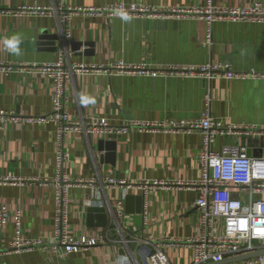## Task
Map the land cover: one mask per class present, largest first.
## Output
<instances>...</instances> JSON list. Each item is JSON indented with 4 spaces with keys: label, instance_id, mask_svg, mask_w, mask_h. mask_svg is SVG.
<instances>
[{
    "label": "crops",
    "instance_id": "obj_1",
    "mask_svg": "<svg viewBox=\"0 0 264 264\" xmlns=\"http://www.w3.org/2000/svg\"><path fill=\"white\" fill-rule=\"evenodd\" d=\"M219 8L264 7V0H213ZM61 0H0V8L22 6L59 7ZM137 5L157 10L149 16L111 14L106 9ZM206 0H65L67 8L80 10L70 16L68 32L58 16L23 14L0 16V111L21 117H44L53 110L54 89L34 66L59 62L109 69L123 63L150 71L172 66L223 64L234 72L264 74V23L224 22L212 24L196 16H177L173 9L206 6ZM20 37L21 54L12 55L6 40ZM58 36L56 46L42 43L43 36ZM54 48H57L56 50ZM210 96V115L221 123L214 151L226 146L247 148L248 156L264 159V135L240 131L242 126L264 127V79L206 82L200 78L161 76L139 72L94 73L75 77L69 85L67 109L73 121L106 119L115 126L168 124L198 120ZM113 141L115 150L100 149L101 141ZM203 137L198 132L138 131L115 138L70 133L64 141V174L74 184L68 191L69 236L94 237L108 231L110 241L87 251L55 255L49 249L54 237L57 176V127L26 122L0 123V208L21 212L25 240H42L44 247L12 249L16 224L11 219L0 228V264H150L156 245L166 253L168 264H194V247L186 241L200 236L196 201L198 192L189 188H152L147 197L140 191L128 196L143 199L118 213L123 191L103 189L100 180L112 177L139 185L145 182H199V153ZM14 183H4L5 180ZM20 181H22L20 183ZM244 204L264 200V193L233 189ZM127 196V197H128ZM111 204L105 227L89 223L88 209ZM223 222L219 220L218 227ZM121 231L122 235L118 232ZM114 232V233H113ZM122 238L131 240L129 245ZM172 242H174L172 244ZM239 264H264L253 259Z\"/></svg>",
    "mask_w": 264,
    "mask_h": 264
},
{
    "label": "built area",
    "instance_id": "obj_2",
    "mask_svg": "<svg viewBox=\"0 0 264 264\" xmlns=\"http://www.w3.org/2000/svg\"><path fill=\"white\" fill-rule=\"evenodd\" d=\"M204 7L193 9H173L170 11L177 16H196L203 18L208 23L207 40L212 39V24L224 22H249L264 23V7L255 4L250 8H219L213 0H206ZM80 10L67 8L65 0H61L59 7L22 6L15 10L0 8V16H18L33 14L42 16H58L68 32V24L72 13ZM111 14L121 16L144 17L157 13V10L137 5H118L106 9ZM37 72L49 78L54 89L53 110L44 117H21L14 113L0 111V123L26 122L39 124H54L57 127L58 149L56 153L57 176L53 184L56 186L54 237L49 249L55 255L63 252L66 255L87 251L102 243L110 241L111 232L98 234L94 237L71 238L69 236V208L68 191L74 184H93L96 180L71 181L64 174L66 153L64 141L68 134L75 133L85 138H115L126 135L132 129L138 131L163 129L167 132H198L202 135V148L199 161L202 168V178L199 182H145L134 185L124 180L107 177L100 180L103 189L119 187L123 191L120 202L119 215L123 216L122 203L131 191L138 190L145 197L152 188H170L173 186L195 190L199 197L196 201L198 225L200 236L195 240L186 241L194 247V264H218L225 259L234 258L244 254L264 249V200L251 201L248 205L235 198L233 189L247 190L264 193V159H254L248 156L247 148L240 145L226 146L222 153L214 151V145L220 135L225 134L221 123L210 115V96H207L206 108L202 116L194 121L171 122L168 124H144L134 122L130 125L115 126L106 119L92 120L90 122L73 121L68 112L69 85L75 77L94 73H134L139 72L153 78L161 76H178L182 78H200L206 82L214 79L227 80H260L264 74L256 72H234L229 66L223 64H205L200 66H172L166 70L150 71L141 66H129L123 63L104 69L97 66L66 63L63 59L59 62L34 66ZM240 131L252 135H264V127L242 126ZM2 180H0L1 182ZM14 183L15 180L7 179L4 183ZM22 181H20L21 183ZM14 219L16 224V239L12 249H33L44 247L42 240H25L21 233V212L12 213L7 208H0V228ZM221 220L223 226L218 227ZM121 235V231H118ZM114 233V232H113ZM121 242L129 245L132 241L122 238ZM174 242H172L173 244ZM264 260V257L258 258ZM150 264H168L166 253L156 245L155 251L150 255ZM127 264H132L130 261Z\"/></svg>",
    "mask_w": 264,
    "mask_h": 264
},
{
    "label": "water",
    "instance_id": "obj_3",
    "mask_svg": "<svg viewBox=\"0 0 264 264\" xmlns=\"http://www.w3.org/2000/svg\"><path fill=\"white\" fill-rule=\"evenodd\" d=\"M59 40L58 36L56 35H52V36H43L42 38V43L45 45L46 43H48L51 46H56L57 41ZM55 50L57 48H54ZM102 146H104V149L106 150H115L116 147V143L113 141H101L100 142V149H102ZM134 199H137L139 202V207L137 209V211L135 212L136 214V220H139L142 213H143V199L141 196L138 197H133V196H128L126 198V205L127 207H130L132 201ZM114 211L113 207L111 206V204L108 205H100V206H93L90 207L88 209V213H89V223L92 224V222L94 220L99 221L98 226L99 227H105L106 224L108 223V219H109V214H111V212ZM260 257H264V249H260V250H256L254 252L248 253V254H244L241 256H237L234 258H230V259H225L223 262L218 263V264H239V263H243V262H247L253 259H258ZM209 264H214V263H209Z\"/></svg>",
    "mask_w": 264,
    "mask_h": 264
},
{
    "label": "clouds",
    "instance_id": "obj_4",
    "mask_svg": "<svg viewBox=\"0 0 264 264\" xmlns=\"http://www.w3.org/2000/svg\"><path fill=\"white\" fill-rule=\"evenodd\" d=\"M122 19H129L127 16H122ZM20 37L18 35H14L6 40V46L8 51L12 55L19 56L21 54L20 47H19Z\"/></svg>",
    "mask_w": 264,
    "mask_h": 264
}]
</instances>
